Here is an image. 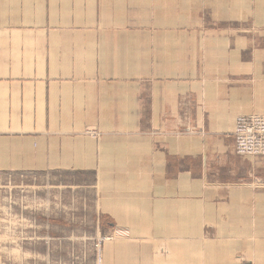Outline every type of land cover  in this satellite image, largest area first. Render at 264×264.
<instances>
[{"label": "rangeland", "instance_id": "374dc122", "mask_svg": "<svg viewBox=\"0 0 264 264\" xmlns=\"http://www.w3.org/2000/svg\"><path fill=\"white\" fill-rule=\"evenodd\" d=\"M43 6L45 16L27 13ZM43 32L73 38L76 52L89 46L92 61L76 62V71L117 76L118 121L125 123L134 81L144 90L142 83L163 73L203 78L209 81L203 94L212 98L228 75L249 74L244 61L264 54V0H0V38ZM257 115L264 113L235 117V154L236 118ZM83 134L102 137L95 127ZM99 187L92 173L0 171V264H250L264 258V240L257 238L262 225L212 223L209 198L201 206L192 181L184 217L182 209L170 210L157 216L160 223H125L129 230L115 220L117 195L103 205ZM129 231L150 238L133 239Z\"/></svg>", "mask_w": 264, "mask_h": 264}, {"label": "crops", "instance_id": "0c3cea01", "mask_svg": "<svg viewBox=\"0 0 264 264\" xmlns=\"http://www.w3.org/2000/svg\"><path fill=\"white\" fill-rule=\"evenodd\" d=\"M40 12L45 16L46 7L27 13ZM35 36L0 38V171L92 173L103 205L117 195L115 220L127 230L141 220L160 223L157 216L170 210L182 209L184 217L188 181L201 206L209 198L212 223L264 228V160L236 156L232 138L237 115L264 113V54L244 61L249 74L221 78L224 85L212 98L203 94L209 82L203 78L163 73L142 83L144 90L134 81L130 122L123 123L117 76L75 70L76 62L92 61L89 46L76 52L73 38ZM88 127L102 134L99 141L83 134ZM129 232L133 239L150 238Z\"/></svg>", "mask_w": 264, "mask_h": 264}, {"label": "built area", "instance_id": "2783aa9c", "mask_svg": "<svg viewBox=\"0 0 264 264\" xmlns=\"http://www.w3.org/2000/svg\"><path fill=\"white\" fill-rule=\"evenodd\" d=\"M234 138L237 155L264 157V115L236 118Z\"/></svg>", "mask_w": 264, "mask_h": 264}]
</instances>
